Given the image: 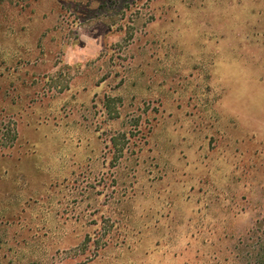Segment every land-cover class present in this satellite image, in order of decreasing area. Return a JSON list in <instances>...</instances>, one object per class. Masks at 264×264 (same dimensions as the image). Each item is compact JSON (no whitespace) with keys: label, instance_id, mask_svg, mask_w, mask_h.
Returning <instances> with one entry per match:
<instances>
[{"label":"rangeland","instance_id":"1","mask_svg":"<svg viewBox=\"0 0 264 264\" xmlns=\"http://www.w3.org/2000/svg\"><path fill=\"white\" fill-rule=\"evenodd\" d=\"M260 220L264 0H0V264H236Z\"/></svg>","mask_w":264,"mask_h":264},{"label":"trees","instance_id":"2","mask_svg":"<svg viewBox=\"0 0 264 264\" xmlns=\"http://www.w3.org/2000/svg\"><path fill=\"white\" fill-rule=\"evenodd\" d=\"M257 222L247 234V242L239 243L244 253L240 251L241 248L238 249L234 257L236 264H264V225L255 228V224H261V220Z\"/></svg>","mask_w":264,"mask_h":264}]
</instances>
